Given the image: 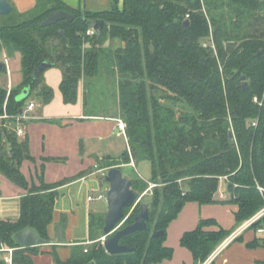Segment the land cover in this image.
Segmentation results:
<instances>
[{
	"label": "trees",
	"instance_id": "trees-1",
	"mask_svg": "<svg viewBox=\"0 0 264 264\" xmlns=\"http://www.w3.org/2000/svg\"><path fill=\"white\" fill-rule=\"evenodd\" d=\"M54 10L68 11L75 18L41 27ZM13 14L14 10L5 16L8 21L0 23V51L20 52L22 81L9 89L0 78V172L27 190L19 217L0 218V248H15L13 263L35 264L38 245L21 246L14 234L30 227L50 241L48 227L59 196L58 183L42 178L40 184H30L21 169L23 161L33 156L29 138L18 136L16 117L25 112L29 98L48 103L54 95L45 83V70L33 79L44 61L61 69L60 90L66 103L77 101L79 82L85 80L90 115L99 112L92 110L88 98L103 95L95 83L110 75L129 148L119 158L109 157V166L149 160L150 181L157 183L151 194H145L152 197L147 229L120 240L134 251L108 253L99 239L105 235V217L92 214L94 242L78 246L67 260L60 258L54 245V264L160 263L174 254V248L164 244L167 229L188 201L237 204V224L264 207V0H113L111 8L102 11L44 0L40 9L16 19ZM100 18L105 20L102 31L88 34ZM107 38H119L123 44L107 47ZM210 40L214 46L207 44ZM6 72L4 63L1 74ZM27 87L28 95L20 99ZM132 180L139 195L148 190L150 181ZM222 180L227 185L225 198L218 193ZM131 209L125 208L122 227L134 222L139 203L128 215ZM65 221L60 223L62 229ZM213 225L218 226L215 218L201 219L181 237L195 263L206 261L231 232L222 226L207 229ZM160 230L164 234L154 237ZM0 264L8 263L0 259Z\"/></svg>",
	"mask_w": 264,
	"mask_h": 264
},
{
	"label": "crops",
	"instance_id": "crops-1",
	"mask_svg": "<svg viewBox=\"0 0 264 264\" xmlns=\"http://www.w3.org/2000/svg\"><path fill=\"white\" fill-rule=\"evenodd\" d=\"M9 1L17 15L40 9L44 2V0ZM61 1L83 11L107 10L113 3V0ZM0 55L2 56L0 60L4 62L7 56L9 61L7 72L0 78L7 81L8 88L11 89L22 81L21 54L18 51L8 54L4 49ZM12 58L16 60L14 70L10 67ZM44 79L45 83L54 90L52 99L48 103H43L37 98L27 101L24 112L27 118L23 121L18 120V117L16 119L17 130L23 129V134L18 136L29 138L30 153L33 156V159L24 160L21 166L28 181L30 184H40L43 178L46 183L59 185L53 220L48 227L50 242L38 245L39 252L33 255L35 264H54V245L60 258L67 260L78 246L86 247L94 242L91 236L90 217L92 214L105 217L107 210L103 206L93 209L95 206L92 205L94 201L92 192L98 188L108 189L105 187L106 184L101 185V176L111 168L106 157H121L125 152H122L121 143H126L128 149L129 142L126 133L120 128V121L123 122V120L120 116L118 96L116 114L90 115L93 112L89 113V104L85 105L86 90L83 78L79 82L78 98L75 103H66L63 100L60 90L62 81L60 68H47L44 71ZM31 101L35 103V106L30 109L28 106ZM38 103H42L39 109ZM92 104L94 105V102ZM4 117L7 118V116ZM26 193V189L0 172V218L16 220L20 214L21 197ZM103 197H105L104 193H100L98 199ZM237 210L238 205L233 203L200 204L197 201H188L167 229L164 244L174 248L173 256L156 264H202L203 262L195 263L191 251L181 245L182 235L196 228L201 219L215 218L218 226L207 227L208 230L218 229L219 226L231 230L214 250L216 251L238 228L239 224L236 223L235 218ZM63 218L66 219L64 229L60 225ZM258 237L254 229H246L237 238L224 244L215 255L214 263L264 264V245L261 241L259 240L255 246L249 245ZM7 263L17 264L13 263V255L12 262Z\"/></svg>",
	"mask_w": 264,
	"mask_h": 264
},
{
	"label": "water",
	"instance_id": "water-1",
	"mask_svg": "<svg viewBox=\"0 0 264 264\" xmlns=\"http://www.w3.org/2000/svg\"><path fill=\"white\" fill-rule=\"evenodd\" d=\"M14 10L13 5L9 0H0V16H6L12 13ZM75 16L65 10H54L52 11L42 22L41 27L53 25L61 20L72 21ZM105 24L104 19H97L93 25V28L97 33H100ZM185 24H189V20L185 21ZM53 63L44 61L35 70L33 79H36L44 70L52 67ZM4 62L0 60V74L3 72ZM245 79V76H243ZM246 83L243 84V88L246 89ZM30 91L27 87L23 89L22 93L19 95L20 99L25 98ZM21 113L24 109L21 108ZM230 136L233 134L230 132ZM133 180L124 176L121 168L119 166H113L107 170L101 179V185L108 184L107 190V203L108 211L105 215V222L103 227L104 232V246L108 253L110 254H120L132 252L135 248L130 247L126 244L120 242L121 238L129 235L135 231H142L147 229V221L150 217L149 206L145 202L141 201V195H139L133 189ZM139 203L140 210L135 216L134 222L127 224L122 227L123 221L126 217L125 208H134ZM162 230L153 233L154 237L163 235ZM15 241L24 247L37 246L41 244L48 243L50 241L44 239L37 230L26 227L14 234ZM86 264H96L95 260H91Z\"/></svg>",
	"mask_w": 264,
	"mask_h": 264
},
{
	"label": "rangeland",
	"instance_id": "rangeland-1",
	"mask_svg": "<svg viewBox=\"0 0 264 264\" xmlns=\"http://www.w3.org/2000/svg\"><path fill=\"white\" fill-rule=\"evenodd\" d=\"M18 17L19 16L17 14H13L12 19H16ZM0 18H1L0 23L8 21L7 17H0ZM104 44L107 47H111V48L115 49L116 47L122 45L123 41L119 38H113V39L107 38L105 40ZM207 44H211L214 46V44L211 40L208 41ZM8 54H9V52H8ZM0 59H2L1 55H0ZM14 64H16V60H15V58H12V60L10 62V67L12 68V70H14ZM55 68H58V67H55ZM20 71H21V69H20ZM3 74H1L0 76H3ZM109 77H110V75H107L106 81L103 83H100V82L95 83L96 90L102 91L103 95L96 94L98 96L94 97L93 94H91L90 95L91 97H89L88 100H90L91 103L92 102L95 103L96 101H99L97 103V105H92L93 106L92 109H94V111H97L99 113H105V114H110V113L116 114L115 111L118 108L117 107L118 106V104H117L118 94L116 92L117 87L116 86L113 87L112 82H111L112 81L111 77H110V80H109ZM3 78L5 79V77H3ZM100 84H101V86H100ZM113 91H115V97L112 94ZM108 93H110V94H108ZM30 100H31V98L28 99V101H30ZM38 100H40V99H38ZM40 106H42V103H38L37 108L39 109ZM121 149H123L122 152L126 151V149H127L126 143H124V142L121 143ZM107 160H108V158L106 157V161ZM120 168H121L124 176H126L130 179H143L147 182H149L152 179V163L149 160H143V161H140L138 163H136L135 160H132L131 164H123L120 166ZM103 176H101V177L103 178ZM155 185H157V183H154L153 181L149 182V188L154 187ZM159 186H160V184H159ZM105 187H109L108 184H106ZM107 190H108L107 188H98V190H95L94 192H92V195L94 197V201H92V205H93V207L95 206L93 209H97L98 206H103L108 211V203H107V197H106ZM226 190H227L226 182H225V180H222V182L220 183V188L218 190V193L219 194L223 193L226 195L227 194ZM100 193H104L105 197L98 199ZM141 200H142V202H145L147 205L152 203V197L149 195H145V194L141 195ZM132 211H133V208L128 213V215H130L132 213ZM126 218L127 217H125L124 221L126 220ZM124 221H123V223H124ZM99 236L100 235L95 236V237H99ZM100 240H101V237H100Z\"/></svg>",
	"mask_w": 264,
	"mask_h": 264
},
{
	"label": "built area",
	"instance_id": "built-area-1",
	"mask_svg": "<svg viewBox=\"0 0 264 264\" xmlns=\"http://www.w3.org/2000/svg\"><path fill=\"white\" fill-rule=\"evenodd\" d=\"M187 17H189V14H187ZM95 32L96 31L93 28V26L91 28H89L88 31H87L88 34H94ZM8 62H9L8 61V58H7V56H5L4 63L6 65V67H9ZM254 99H255V101H258V98L257 97H255ZM34 106H35V103L33 101H31L29 103L28 108L31 109ZM17 117H18V120L27 118V116L25 115V113H23V114H21V115H19ZM253 124H256V122H254ZM120 128H121V130L124 133H126V131H125L126 124L124 122H122V121H120ZM17 132H18V134H23V129L22 128H18ZM151 188H148V190H146L143 194H151L152 193ZM219 197L220 198H225L226 195L223 194V193H221V194H219ZM90 199H91V197H90ZM263 218H264V207L261 208L255 215H253L252 217H250L249 219H247L243 223H241L238 226V228L225 240V242L222 245H220L218 247V249L216 251H214L207 258V260L204 261L202 264H210L213 261V259H214L215 255L217 254V252H219L221 250V248H223V246H224L225 243H228V242L232 241L233 239L237 238L246 229L253 228V225L255 223H257V222H261V223L258 224L254 228V230L258 234L261 243L264 245V221H262ZM104 239H105V236H103L102 239H101L102 243L104 242ZM14 249L15 248H13V247H9V248L2 247V248H0V259H4L7 262H12V255H13ZM84 250L87 251V248H85Z\"/></svg>",
	"mask_w": 264,
	"mask_h": 264
}]
</instances>
